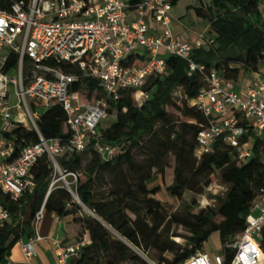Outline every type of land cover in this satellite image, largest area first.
<instances>
[{
	"label": "trees",
	"instance_id": "obj_1",
	"mask_svg": "<svg viewBox=\"0 0 264 264\" xmlns=\"http://www.w3.org/2000/svg\"><path fill=\"white\" fill-rule=\"evenodd\" d=\"M28 1V0H25ZM143 0H131L136 5ZM181 0H172L175 6ZM199 17L209 20L210 48L195 49L194 61L209 70L216 68L227 80L237 81L242 70L258 71L264 63V21L259 12V0H201ZM0 9L10 4L0 0ZM139 55V63L145 62ZM19 56L11 55L6 71L17 68ZM50 65L65 73L81 75L78 64L53 58ZM168 72L149 79L144 89L150 98L139 106L134 91L121 90L117 100L109 103L110 116L115 122L100 128V143L115 150L112 158H104L93 140L88 148L73 155L59 157L60 166L78 175L74 193L57 185L49 193L54 180V168L47 155L42 156L31 171L34 186L20 200H13L0 190V202L11 213V219L0 227V264L9 262L13 247L19 241H29L35 235L34 220L44 206L45 212L59 217H72L78 227L79 240L87 235L88 242L72 260V264H136L146 263L141 253L154 258L158 264H179L203 251L214 232H218L222 251L229 260L233 250L227 248L242 233L254 201L264 191V143L255 139L253 157L245 163L233 155L224 141L214 146L211 154L199 159L196 155L200 131L220 118H207L192 105L206 87L199 72L189 75V63L177 56L167 58ZM184 97H178V89ZM72 92L89 101L99 99L104 90L98 80L81 78ZM175 110L183 119H176ZM67 113L63 107L46 108L37 120L38 130L24 123H15L5 133L14 142L15 152L10 161L20 156L22 149L46 139L61 138L68 142ZM141 152V157L136 152ZM89 154L84 165L83 155ZM173 159V166L171 160ZM172 167L167 186L171 197L178 202L187 191L201 194L220 172L230 185L217 209L198 213L187 208L170 212L157 198L161 187L152 186L160 177L164 182ZM87 209V211L85 210ZM90 212V213H89ZM185 228L191 236L188 244L174 240L173 231ZM264 252V227L260 239Z\"/></svg>",
	"mask_w": 264,
	"mask_h": 264
},
{
	"label": "built area",
	"instance_id": "obj_2",
	"mask_svg": "<svg viewBox=\"0 0 264 264\" xmlns=\"http://www.w3.org/2000/svg\"><path fill=\"white\" fill-rule=\"evenodd\" d=\"M5 1L10 9H0V190L13 200H20L34 186L31 171L44 155L72 193L78 175L62 169L60 156L84 152L96 140L102 156L112 158L115 150L100 143L101 124L110 116L109 102L117 100L121 90H132L137 104L142 106L150 98L145 85L151 77L168 72L169 56L186 60L189 75H203L206 87L192 105L207 118H220L200 131L196 149L199 159L224 141L232 155L245 163L254 155L255 139L264 143V70L250 71L255 74L250 85L238 88V80H227L216 68L208 70L197 64L194 50L210 48L214 41L210 36L194 41L179 38L172 28V0H143L136 5L131 0ZM13 53L19 56L18 66L6 71ZM140 54L146 57L144 63L136 61ZM53 58L78 64L81 75L50 65ZM80 77L98 80L103 96L86 101L75 95L72 86ZM53 105L63 107L67 113L69 141L46 139L39 133L40 142L24 147L20 156L10 161L15 144L5 133L15 123H24L25 118H30V126L39 132L37 120L43 112L38 108L45 110ZM68 177H73L75 183L68 182ZM60 179L53 180L49 193ZM45 213L44 206L37 212L35 232ZM10 219V211L0 202V227ZM263 227L264 191L254 201L245 230L227 245L233 250L229 260L221 251L203 250L179 264H264L260 245ZM43 239L37 233L22 242L28 264H34L35 244ZM87 242V235L70 245L54 239L58 264H72Z\"/></svg>",
	"mask_w": 264,
	"mask_h": 264
},
{
	"label": "rangeland",
	"instance_id": "obj_3",
	"mask_svg": "<svg viewBox=\"0 0 264 264\" xmlns=\"http://www.w3.org/2000/svg\"><path fill=\"white\" fill-rule=\"evenodd\" d=\"M201 6H202L201 0H181L175 5L176 8H174L173 14L179 15L177 17L182 19V22L187 28L198 30L199 29L198 27H200L199 25H202L200 23L201 22L200 18L202 17H199L197 15L195 9ZM162 53H164L163 50H162ZM260 69L262 71L264 70V64L261 65ZM244 73L249 79L254 77L255 75L254 73L250 71L244 72ZM176 91H177L176 94L178 97H184L185 94L182 91V89L179 88ZM94 99L95 97L92 98V100ZM38 111L42 113L44 111V108H38ZM172 111L175 113L176 119L177 118L183 119V117H180L179 113H177L175 110L172 109ZM23 122L28 126L31 125L30 118L23 119ZM114 122H115V117L109 116L108 118L103 120L101 126L105 128ZM136 156L140 158L141 152L140 151L136 152ZM88 159H89V154L85 153L83 155L84 165L87 163ZM171 165L173 166V159L171 160ZM171 176H172V167L167 171L165 182L160 177H157L152 182V186L158 185L161 187V191L158 193L157 198L168 207L170 212H182L183 213L186 208L189 211L194 212V213H198L201 210H207L208 208L217 209L219 206V199L225 197V194L227 193V190L230 187L228 183H225L223 181V179L221 178L220 172H217L213 176V182L209 186L205 187L201 194H196L194 192L187 191L183 196V200L181 202H178L177 200H174L171 197L169 191L167 190V186L171 182ZM60 177H61L60 174L54 175L55 180L60 179ZM67 180L70 183H75V179L73 177H68ZM57 185L67 186L66 181L64 179H60L57 182ZM85 210L87 211V209ZM173 231L177 232L178 234V236H174V240L182 244L183 246H186L188 244L187 238L191 236L190 232L187 231L183 227H179L176 230L174 227ZM207 245L210 246L211 249L215 251H222V242L220 240V236L218 232H214L211 235ZM141 256L143 257L145 261H148V260L156 261L154 258L150 257L151 255L148 256L146 254L141 253Z\"/></svg>",
	"mask_w": 264,
	"mask_h": 264
},
{
	"label": "crops",
	"instance_id": "obj_4",
	"mask_svg": "<svg viewBox=\"0 0 264 264\" xmlns=\"http://www.w3.org/2000/svg\"><path fill=\"white\" fill-rule=\"evenodd\" d=\"M176 8L173 6V10ZM172 10V28L175 34L184 40L194 41L200 36L209 37L210 22L207 19L200 18L199 29L187 28L182 22L181 18L173 14ZM259 12L262 20L264 21V0H259ZM155 27V24H152ZM251 79V78H250ZM250 79L242 70L240 78L237 82L238 88H247L250 85ZM1 125V118H0ZM78 227L73 223L72 217H59L55 213L46 212L44 217L39 221L38 230L36 234H40L44 239L41 242L35 244L36 256L34 258V264H58L59 258L56 251V245L54 244V239L58 240L63 245L74 244L79 240ZM220 236V235H219ZM221 240V239H220ZM22 242L28 241H19L12 249V254L9 257V264H28L25 261V256L22 248ZM208 243V242H207ZM206 243L204 250L209 251L210 253L220 252L211 249ZM214 251V252H213ZM144 264H156L154 260L145 261ZM126 264H136L134 262H127ZM158 264V263H157Z\"/></svg>",
	"mask_w": 264,
	"mask_h": 264
}]
</instances>
